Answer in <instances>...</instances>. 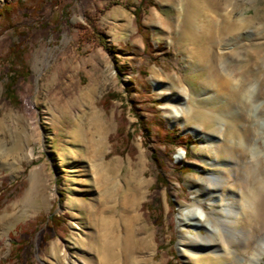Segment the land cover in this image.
<instances>
[{"label": "rangeland", "instance_id": "rangeland-1", "mask_svg": "<svg viewBox=\"0 0 264 264\" xmlns=\"http://www.w3.org/2000/svg\"><path fill=\"white\" fill-rule=\"evenodd\" d=\"M138 1L0 0V262L102 264L89 261L93 252H85L83 240L92 232L76 211L98 201L83 141L74 136L91 110L106 123L100 158L116 176V205L123 193L140 190L134 221L142 224L137 230L149 233L137 248L151 251L146 264H234V254L206 247L207 227L196 231L179 223L184 209L203 208L206 224L215 212L224 217V205L232 207L231 215L237 212L245 204L231 191L243 189L250 206L240 210L238 231L224 245L240 254L251 251L254 234L264 229L250 198L254 150L236 146L241 135L251 142L256 136L254 115L264 118V0H153L140 15L149 53L125 6ZM228 13L237 20L233 31L223 26ZM14 42L22 48L24 66L14 84L17 103L3 97L7 65L1 59ZM236 88L241 93L233 97ZM153 103L158 120L144 133L132 125L134 111L149 120ZM161 124L191 139L188 154L182 144L156 141ZM191 128L213 138L195 137ZM152 149L163 164L165 185L152 186ZM219 193L221 202L214 200ZM49 212L63 219L55 231L41 221ZM181 233L191 236L184 254L178 248ZM235 236L250 239L243 245ZM19 239L22 250L12 256Z\"/></svg>", "mask_w": 264, "mask_h": 264}, {"label": "bare ground", "instance_id": "bare-ground-1", "mask_svg": "<svg viewBox=\"0 0 264 264\" xmlns=\"http://www.w3.org/2000/svg\"><path fill=\"white\" fill-rule=\"evenodd\" d=\"M236 22L237 20H234L229 13L223 18V26L230 31L235 29ZM154 86L160 87L161 84L154 82ZM235 90L233 97H237L241 93H239L238 88ZM181 106H185V103L182 102ZM185 109L187 111L188 107ZM212 112H215V119H221V113H217L216 111ZM178 115L179 110L177 109L174 111V117H177ZM92 120L96 122L94 127L90 124ZM88 121L89 122L85 126L74 129V136L83 141L84 146L82 156L89 161V170L94 173V178L98 182V196L96 197L98 198V201L95 204L87 205L85 207L86 210L84 208V210H82L80 206L76 208V211L82 215L86 222L85 227L92 232L89 234L88 240H83V242H85V252H87V254L93 252L92 256H94V258H89V261L91 262L100 260L102 264H146V259L147 257L150 258L151 251L148 249L137 248L142 242L149 240L148 236L143 238L149 233L144 230L142 231L141 229L137 230V227H141L142 224L137 223L139 220L134 221V219L138 218L134 211V205L136 204L137 199L141 196L140 190L136 187L131 193H123L121 196V204L119 205L120 207L116 205L117 193L115 190L117 185L116 180L114 179L116 176H114L111 167L106 165L103 162V159L100 158L105 145L103 136L107 130L106 123H104L93 110H91V115L89 116ZM190 130L195 137L203 136L208 140L213 138L212 135H206L195 128H191ZM263 131L264 118L258 119L255 114L254 134H256V136H254L252 142L250 139L245 140L244 137L242 138V135L236 141V146L239 147L240 152L249 151L252 153L254 150V185H252L251 188V192H253L254 195L252 194L253 197L250 198L254 199V218L259 220L264 219V205H262L264 202V148L260 147L261 145L264 146ZM218 141H221L220 144L225 145V141L222 138L219 137ZM215 161L216 159L211 160L212 163H215ZM236 166L239 167L237 162ZM210 173L213 177L218 178L213 172ZM249 184L248 186L250 187L251 185ZM230 193H232L233 196H236L238 198L237 200H240V202L245 204L240 205L238 208L239 210L237 212H232V215L229 213V207L231 206L224 205V217L215 212V220L212 221L214 218L212 220L209 219L208 224H206L207 211L203 208L184 209L183 213H179V223L185 224L196 231L199 228L207 227V238L209 241L206 243V247L215 250L218 255L220 254L227 257L229 254H234L232 260L234 264H263L264 229L254 234V246L251 251H245L243 254H240L236 247L224 245V241L227 238H232L231 236H233V233L238 231V226L236 227V218L240 216H238L240 210H242L243 206L245 208L250 206L246 205L249 198H246L243 189H239V194H236L233 191ZM222 194H217L214 200L221 202ZM230 215L232 217H230ZM233 238L242 242L243 245H246V241L249 237L235 236ZM190 240L191 236L189 235H184L182 233L179 235L178 248L182 254H184L186 249L185 246Z\"/></svg>", "mask_w": 264, "mask_h": 264}, {"label": "trees", "instance_id": "trees-1", "mask_svg": "<svg viewBox=\"0 0 264 264\" xmlns=\"http://www.w3.org/2000/svg\"><path fill=\"white\" fill-rule=\"evenodd\" d=\"M154 2L153 0H139L138 4L136 5H130L127 3L125 6H127L128 9L132 10V13L134 14V21L137 27L138 32L141 33L143 38V44L144 48L143 51L145 52H151V44L149 43V39L146 35V27L143 26L141 23L140 15L142 10L146 9L149 6H153ZM132 7V8H131ZM11 27V25H8L7 27H4V29ZM3 61H5L7 65V72L5 73V81L3 83V97L8 99L12 103H17V96L15 94L14 84L18 78V76L21 75L22 69L24 68L22 64V48L18 42H14L12 45L8 47V50L1 58ZM126 70V69H124ZM118 73H121L122 70H120V67H117ZM111 96H114V93H106L103 97L102 103H105V101L109 100ZM152 109L150 112V118L149 120H146L145 118H141L138 115L137 111H134V114L136 116V122H133L132 125H138L142 132L149 133L151 130V124L152 121H156L157 119V111L155 109L154 103L152 105ZM131 109L135 110V105H130ZM120 127L118 126V129ZM156 141H159L163 145L175 147L177 145H183L185 149V154H188V146L190 143H192L191 139H185L181 135L177 134L174 131H168L165 129L164 125H159L156 129ZM150 159L154 163L156 167V174H155V180L153 183V187L157 185H165L167 182V179L165 178L164 172H163V164L159 160V158L156 155V152L154 149L150 151ZM182 167V166H181ZM185 169V168H184ZM2 195L0 193V202L2 200ZM42 222H50L51 228L55 231L60 224L63 222V219L59 215H55L52 212H49L48 216L46 218L41 219ZM156 222V219H155ZM33 220H29L26 224V226L30 227L31 224H33ZM31 231L34 229H30ZM35 231V230H34ZM13 252L12 256H19L22 247H23V240L19 239L17 241H14L13 243ZM0 264H4L3 262H0ZM165 264H173L170 261H167Z\"/></svg>", "mask_w": 264, "mask_h": 264}]
</instances>
